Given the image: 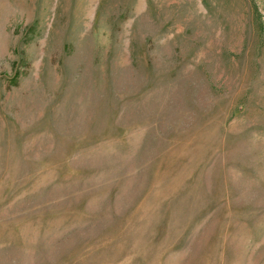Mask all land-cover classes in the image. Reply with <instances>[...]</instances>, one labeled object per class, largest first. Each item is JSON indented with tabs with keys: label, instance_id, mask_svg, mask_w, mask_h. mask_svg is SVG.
Here are the masks:
<instances>
[{
	"label": "rangeland",
	"instance_id": "374dc122",
	"mask_svg": "<svg viewBox=\"0 0 264 264\" xmlns=\"http://www.w3.org/2000/svg\"><path fill=\"white\" fill-rule=\"evenodd\" d=\"M0 264H264V0H0Z\"/></svg>",
	"mask_w": 264,
	"mask_h": 264
}]
</instances>
